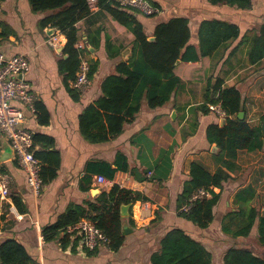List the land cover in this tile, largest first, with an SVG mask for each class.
Masks as SVG:
<instances>
[{
	"label": "crops",
	"instance_id": "crops-1",
	"mask_svg": "<svg viewBox=\"0 0 264 264\" xmlns=\"http://www.w3.org/2000/svg\"><path fill=\"white\" fill-rule=\"evenodd\" d=\"M150 1L161 9L158 14L145 16L131 11L148 39L159 22L173 17L187 18L188 44L197 52L198 28L206 19L237 25L239 36L221 45L210 57L179 59L174 74L181 83L169 100L150 108L143 99L120 134L96 143L82 136L78 116L102 94L101 82L115 65L128 60L131 31L103 12L95 14L93 23H77L87 59L98 64L89 85L74 99L58 67L64 35L57 30L52 34L57 42L54 48L49 42L51 36L46 34L49 27L39 26V20L50 12H33L28 0L0 1V51L7 56L26 57L29 68L22 77L30 85L34 100L41 102L49 114L48 124L41 125L35 113L25 111L21 125L32 134L53 137L60 154L56 178L44 185L38 196L31 192L25 172L12 154L0 160V173L8 178L9 187V196L0 198V242L17 240L35 264H151L150 257L158 250L160 238L172 228L199 241L210 252L213 264H223L225 251L233 246H246L264 259V248H255L256 228L246 237H232L221 230L223 216L233 209V194L239 188L252 185L264 202L260 194L264 191V145L260 151L239 152L238 169L231 173L232 179L221 191L213 188L219 192V200L207 227L200 228L177 213V195L189 179L190 163L200 162L210 172L216 167L217 148L206 140L205 129L220 121L213 113L200 109L208 83L218 78L222 86L238 88L246 120L252 125L264 117V58L249 64V40L240 43L242 36L250 39L264 23V0H251L249 9L214 5L208 0ZM6 146V139L0 135V153ZM111 170L112 177H106ZM100 175L106 183L96 180ZM114 184L146 198L134 202L129 216L121 217L122 226L131 231L123 236L118 250L99 245L95 252H89L81 250L74 240L69 239L65 246L56 240H43L42 228L55 222L68 207H86ZM13 198L19 200L23 211ZM250 238L255 246L248 245Z\"/></svg>",
	"mask_w": 264,
	"mask_h": 264
},
{
	"label": "trees",
	"instance_id": "trees-1",
	"mask_svg": "<svg viewBox=\"0 0 264 264\" xmlns=\"http://www.w3.org/2000/svg\"><path fill=\"white\" fill-rule=\"evenodd\" d=\"M96 1L98 9L91 13L86 0H28L33 12H50L39 20L40 28L53 27L64 35L62 58L58 61V67L65 84L73 91L74 99H78L80 92L69 86L79 63L76 43L82 41L77 23L82 20L93 23L96 19L95 14L103 12L128 28L133 35L128 60L115 65L113 72L101 82L102 94L86 105L78 116L80 133L93 143L107 141L120 134L123 125L130 122L140 109L143 99L150 108L164 105L181 83L174 74L179 59L198 60L210 57L221 45L236 40L239 36L237 25L218 19H206L198 28L197 52L188 44L190 29L187 18L173 17L159 22L154 28L153 40H148L142 25L131 12L133 10L120 6L116 0ZM208 2L214 5L226 4L239 9L251 7V0ZM247 40H249L247 61L249 64H256L264 58V23L250 39L242 36L240 43ZM138 54L144 65L142 67L135 59ZM97 64L90 63L89 77L94 73ZM216 102L220 103L228 115L222 125L211 123L205 129L206 140L217 148L214 155L216 167L210 172L200 162H191L189 179L177 195V213L200 228L207 227L212 221L213 207L219 200V192L215 193L213 188H219L221 191L224 184L232 179L231 173L238 169L236 164L238 153L260 151L264 145L261 128L264 117L255 125L246 120L238 88L233 85L222 86V81L218 78L213 83L210 81L203 94L200 109L208 112L206 104ZM34 108L37 122L41 125L48 124L49 114L45 106L34 100ZM240 111L244 112L242 119L237 117ZM32 140L33 155L40 162L39 177L44 186L56 178L60 154L50 135L33 133ZM112 173L113 170L105 175L111 178ZM197 188L208 190L210 196L191 201L190 197ZM145 199L137 191L114 184L108 192H102L96 202L87 203L86 207H68L55 222L42 228L43 240H56L65 246L69 238L67 235H61L62 230L82 218H88L109 238L106 246L116 251L124 241L121 234L120 205ZM260 199V195L250 184L236 190L233 194V209L223 216L221 230L232 237H246L253 228H256L257 241L264 245V203ZM13 202L23 211L17 198H13ZM185 204H189V208L183 211L181 207ZM94 250L89 252H95ZM222 261L223 264H264V259L246 246L228 248ZM150 263L213 264L210 252L179 228L168 230L160 238L159 248L151 255ZM0 264L35 262L21 243L13 238H7L0 242Z\"/></svg>",
	"mask_w": 264,
	"mask_h": 264
},
{
	"label": "built area",
	"instance_id": "built-area-1",
	"mask_svg": "<svg viewBox=\"0 0 264 264\" xmlns=\"http://www.w3.org/2000/svg\"><path fill=\"white\" fill-rule=\"evenodd\" d=\"M91 12L98 9L96 0H86ZM124 8H129L145 16L158 14L161 9L154 5L150 0H116ZM50 44L55 48L57 42L54 36L49 39ZM79 51V63L75 76L69 81V86L82 92L90 83L88 76L90 62L85 55V46L82 42L76 43ZM29 64L26 57L22 54L7 56L0 51V135L6 139L13 158L24 170L26 183L31 192L38 196L43 188L39 177L40 162L33 155L32 133L22 127L25 111L35 113L34 96L30 85L23 79V74L28 70ZM21 75L18 78V75ZM209 112L213 113L217 119L225 120L228 115L222 109L219 102L206 104ZM101 183H106L104 176L96 177ZM9 196L8 178L0 173V198ZM210 196L209 191L204 188H197L190 197V200L200 199ZM189 204L181 207L186 211ZM61 235H67L70 240L77 241L81 250L92 251L99 245H107L109 238L88 219L82 218L76 223L65 227Z\"/></svg>",
	"mask_w": 264,
	"mask_h": 264
},
{
	"label": "water",
	"instance_id": "water-1",
	"mask_svg": "<svg viewBox=\"0 0 264 264\" xmlns=\"http://www.w3.org/2000/svg\"><path fill=\"white\" fill-rule=\"evenodd\" d=\"M55 31H56L55 28H53V27H49V28L46 30V34L49 35V36H52V34H53ZM148 40H153V37H150ZM130 49H131V46H130ZM17 77L20 78L21 75L19 74ZM243 116H244L243 111L238 112L237 117H238L239 119H242ZM223 122H224L223 119L220 120V125H222ZM261 128H262V133H263V135H264V124H261ZM263 143H264V139H263ZM215 147H216V146L214 145L213 149H215ZM11 154H12V150H11V148H10L8 142H7V146L5 147V152L0 153V160L5 159V158H8V156H11ZM132 205H133V203L121 204V205H120V213H119L120 216H121V217H127V216H129L130 210L132 209ZM130 231H131V230H130V228H129L128 226L123 225V226H122V232H121V234H122V236H125V235L128 234Z\"/></svg>",
	"mask_w": 264,
	"mask_h": 264
},
{
	"label": "rangeland",
	"instance_id": "rangeland-1",
	"mask_svg": "<svg viewBox=\"0 0 264 264\" xmlns=\"http://www.w3.org/2000/svg\"><path fill=\"white\" fill-rule=\"evenodd\" d=\"M136 62H137V64L140 66V67H142V65H143V63H142V61H141V58H140V56H139V54L136 56ZM144 66V65H143ZM260 194H262L263 196H264V191H261L260 192ZM260 201H262L261 199H260ZM264 203V202H263ZM256 235V234H255ZM256 239H255V243L252 241L253 240V238H250V240L248 241V245H254L255 246V248L256 249H258V248H264V245H260L259 246V243H258V241H257V237H255ZM252 243H254V244H252Z\"/></svg>",
	"mask_w": 264,
	"mask_h": 264
}]
</instances>
